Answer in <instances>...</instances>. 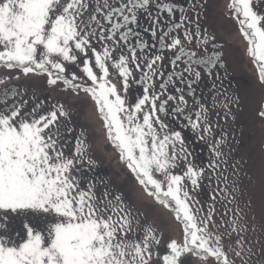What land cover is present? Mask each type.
<instances>
[{
  "label": "snow or ice",
  "instance_id": "6c2138e0",
  "mask_svg": "<svg viewBox=\"0 0 264 264\" xmlns=\"http://www.w3.org/2000/svg\"><path fill=\"white\" fill-rule=\"evenodd\" d=\"M150 3L151 0H0V67L18 70L25 76L46 74L49 85L62 82L65 88L91 95L120 160L148 195L170 208L182 225V241L172 239L167 243L163 264H180L188 253L205 262L213 258L215 264H235L229 252L240 257L245 251L242 235L245 228L239 224V212L237 219L229 221L225 233L211 230L224 224L223 220L220 225L214 220V202L216 195L226 194V188L218 189L212 196L213 205L206 215L198 218L202 209L193 211L185 182L193 190L198 188L205 167L189 159L191 153L181 132L168 130L158 115L166 113L169 101L177 100L173 95L162 99L153 87L158 75L157 62L163 56L146 57L145 42L137 39L135 46L129 42L130 37L140 36L130 25L137 24L138 11L147 12ZM163 8L172 12L167 4ZM229 8L264 83V14L254 10L253 0H230ZM184 19L181 17V21ZM157 23L158 20L151 22L153 38ZM181 27V23L169 26V32L159 37L161 48L179 47L171 63L175 65L187 56L188 67L184 71L194 72L198 79L200 72L192 65H204L208 71L219 54L193 59L196 53L185 51L179 36H170L171 31ZM196 35L199 36L198 31ZM166 37L170 43L165 42ZM191 39L192 33L185 30L184 40ZM124 45L126 52L122 50ZM81 64L80 70L91 85L78 83L80 77L75 72L68 74L70 66ZM109 66L117 70L125 90L133 72L141 73L144 94L131 106L108 79ZM171 79L170 73L168 81ZM166 87L167 82L159 85L162 91ZM16 94L14 87L0 93V264H151L153 255L159 256L152 250L160 243L154 229L145 226L143 235L138 236L132 213L125 209L119 195L109 199L105 191L98 199L94 185L80 187L73 170L86 155L84 141L78 139L75 151L65 155L54 138L59 135V118L67 116L63 105H54L51 111L42 114L38 113L40 104L26 111L27 101L7 103ZM186 104L184 95H180L172 111L182 114L181 106ZM194 115L195 119L192 114L186 117V126L210 133L204 105L194 110ZM259 115L264 117V109ZM209 147L214 157H219L211 143ZM88 163L92 161L89 159ZM180 163L184 167L177 174L174 170ZM216 167L214 159L207 165L213 170ZM229 211L226 209L225 214ZM10 219L20 221V231L14 233L9 229ZM233 233L237 234L235 248L231 240ZM225 236L229 240L228 250L223 243Z\"/></svg>",
  "mask_w": 264,
  "mask_h": 264
},
{
  "label": "rangeland",
  "instance_id": "374dc122",
  "mask_svg": "<svg viewBox=\"0 0 264 264\" xmlns=\"http://www.w3.org/2000/svg\"><path fill=\"white\" fill-rule=\"evenodd\" d=\"M180 2L186 3L187 0ZM229 3L230 0H191L190 12L186 18L193 26L188 30L192 33L191 41L184 40L181 33L177 35L174 32L170 35L179 36L182 45L195 51L196 56L209 55L212 50L221 52L223 63L217 64L214 69L216 73L207 79V83L212 80L208 83L211 85L207 91L208 100L204 102L199 99L198 91L195 90L191 91L192 95L184 94L187 104L182 105L184 114L187 116L192 114L193 119L194 110L199 109L201 104L204 105L207 109V122L211 126L210 133L204 134L186 126L187 116L183 117L177 113L172 116L173 105L177 104L181 95L173 88L175 84L167 85L163 91L159 88L165 81L166 68L170 67L174 58L172 55L178 47L171 50L160 48L144 52L143 55L163 56V59L157 62L158 75L154 78L156 81L153 87L161 94L162 99L173 95L177 100L169 101L166 113L158 115L168 126V130L181 132L184 145L191 153L189 159L195 165L205 167V175L198 188L193 190L191 184L185 182L192 197L190 204L193 211L202 209L198 218L206 215L209 206L213 205L212 196L218 189L226 188V194L216 195L214 202V220L218 225L223 220L224 224L218 229L211 230L218 233L228 231V223L232 219H237L238 211L239 224L245 228L242 233L245 251L240 257L230 251V258L235 264H264V117L259 115L264 109V83L260 81L256 65L247 52V41L240 32V26L229 8ZM253 7L258 13L264 14V0H253ZM197 31L199 36L196 35ZM165 42L170 43V38ZM92 63L94 65V58ZM81 68L82 64L70 66L68 74L75 72L80 77L78 83L91 85V81L81 72ZM94 71L97 75L100 74L95 67ZM159 73H163V76ZM4 77L8 79L0 83V92L13 87L17 90V94L8 99L9 104L13 101L21 103L27 101L26 111L40 104L38 113L41 114L51 111L54 105H63L67 116L59 118L57 122L59 135L54 138L58 140V147L65 155L75 151L78 139L84 141L86 155L73 170L81 188L86 189L89 184L94 185V193L98 199L103 197L105 191L109 199L119 195L125 209L132 213L133 227L138 236L143 235L145 226L154 229L160 243L153 246V253L166 250L167 243L172 239L182 241V225L176 221L174 213L148 195L127 165L120 160L118 151L107 137L104 122L89 93L65 88L62 82L55 86L49 85L46 74L30 73L25 76L18 70L0 67V80ZM140 77L141 73L134 71L125 90L122 79L118 78L117 70L109 66L108 79L116 85L119 94L129 106L144 94V83ZM173 78L176 76L172 75ZM53 131L55 132L56 128ZM202 135L203 139L200 138ZM216 141L220 143L217 144ZM210 143L220 153L219 157H214L209 147ZM193 147H200L199 157L193 153ZM89 159L92 163H88ZM213 159L218 165L215 170L207 168ZM183 167L184 165L180 163L174 171L180 174ZM226 209L231 211L225 214ZM10 222L14 221L10 219ZM18 227L21 230L19 220ZM236 239L237 234L233 233L231 237L233 248L236 247L234 243ZM223 243L228 250V237L223 238ZM184 256L180 264H215L213 258H208L205 262L191 253ZM151 264H161L155 254Z\"/></svg>",
  "mask_w": 264,
  "mask_h": 264
},
{
  "label": "flooded vegetation",
  "instance_id": "af4514ba",
  "mask_svg": "<svg viewBox=\"0 0 264 264\" xmlns=\"http://www.w3.org/2000/svg\"><path fill=\"white\" fill-rule=\"evenodd\" d=\"M191 0H187L186 3H181L180 0H151V3L148 7L147 12H144L143 10L138 11V20L137 24L130 25V27L133 28L135 32H139L140 36L137 37H130L129 42L135 46L136 40L140 39L143 42L146 43V47L143 49L144 52H151L154 50H158L161 48L159 37L165 33L169 32V26L174 25L177 23H181L182 27L180 29H175L170 32V35L172 33H176L177 35L179 33L184 35L185 30L192 29L191 21L189 19H186L190 12L189 3ZM169 5L172 7V12L169 13L166 9L163 8V5ZM150 14V15H149ZM181 17H185L183 21H181ZM152 20H158L157 26H156V37L153 38L150 33V28L152 26L151 22ZM160 22V24H159ZM145 29H149V31H145ZM169 37L165 38L166 39ZM123 44V42H122ZM185 51H192L195 52L185 46ZM124 50H127V45L123 46ZM179 51V47L174 51L173 57L175 58L176 54ZM137 53H141V51L138 49ZM214 53H210V55L205 56H195L193 59H206L207 57L213 56ZM173 58V59H174ZM188 60L187 56L181 57L179 61L176 62L175 65L171 63L170 67L166 68V74H165V81L162 83L167 82V85L175 84L173 88L175 90L177 88L181 89L182 91L179 92L181 95L189 94V91H198V98L206 102L208 100V94L207 91L210 89V83L212 80L207 83V79L209 76L215 74L214 69L216 68V65L218 64V61L216 59V63L212 65V67L205 71L204 65H196L193 64L192 67H195L196 70L200 72V77L197 79L194 75V73H190L187 71H184L185 68L188 67V64L186 61ZM175 75L176 78L171 79V81L168 82V76L169 74ZM178 76V77H177ZM156 80H154L152 83H155ZM187 81V82H186ZM186 82V83H185ZM190 82L192 84L190 85ZM189 85L191 87H189ZM3 91V90H2ZM2 93V92H0ZM175 105V104H174ZM173 105V108L176 106ZM183 107V106H181ZM172 108V109H173ZM172 111V110H171ZM172 116H174V112L172 111ZM180 116H187L184 114V111ZM169 118V117H168ZM193 153L197 155L198 157L201 155V149L200 147H193ZM10 230L15 232L20 231V228L18 227V220L14 222L9 223Z\"/></svg>",
  "mask_w": 264,
  "mask_h": 264
},
{
  "label": "trees",
  "instance_id": "16d2710c",
  "mask_svg": "<svg viewBox=\"0 0 264 264\" xmlns=\"http://www.w3.org/2000/svg\"><path fill=\"white\" fill-rule=\"evenodd\" d=\"M168 252V249H166V250H163V251H158L157 253L159 254V256H157V258L160 260V262L163 264V261H162V256L164 255V254H166Z\"/></svg>",
  "mask_w": 264,
  "mask_h": 264
}]
</instances>
